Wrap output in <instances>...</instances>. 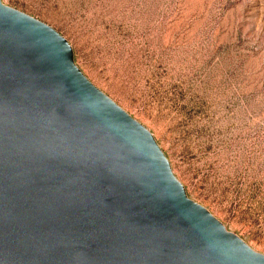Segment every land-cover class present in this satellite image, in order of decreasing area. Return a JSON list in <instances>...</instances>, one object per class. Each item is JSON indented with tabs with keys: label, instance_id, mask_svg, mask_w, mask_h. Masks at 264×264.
<instances>
[{
	"label": "water",
	"instance_id": "1",
	"mask_svg": "<svg viewBox=\"0 0 264 264\" xmlns=\"http://www.w3.org/2000/svg\"><path fill=\"white\" fill-rule=\"evenodd\" d=\"M0 264H264L192 201L69 42L0 0Z\"/></svg>",
	"mask_w": 264,
	"mask_h": 264
},
{
	"label": "rangeland",
	"instance_id": "2",
	"mask_svg": "<svg viewBox=\"0 0 264 264\" xmlns=\"http://www.w3.org/2000/svg\"><path fill=\"white\" fill-rule=\"evenodd\" d=\"M56 30L187 196L264 255V0H2Z\"/></svg>",
	"mask_w": 264,
	"mask_h": 264
}]
</instances>
